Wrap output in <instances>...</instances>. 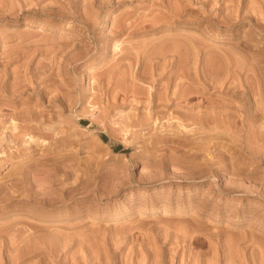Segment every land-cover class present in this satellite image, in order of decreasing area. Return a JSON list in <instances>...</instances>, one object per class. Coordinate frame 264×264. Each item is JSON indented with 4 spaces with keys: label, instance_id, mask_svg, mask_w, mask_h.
<instances>
[{
    "label": "rangeland",
    "instance_id": "374dc122",
    "mask_svg": "<svg viewBox=\"0 0 264 264\" xmlns=\"http://www.w3.org/2000/svg\"><path fill=\"white\" fill-rule=\"evenodd\" d=\"M0 264H264V0H0Z\"/></svg>",
    "mask_w": 264,
    "mask_h": 264
}]
</instances>
